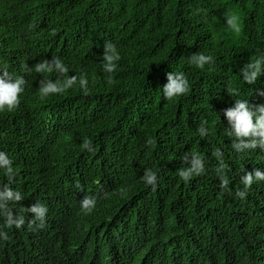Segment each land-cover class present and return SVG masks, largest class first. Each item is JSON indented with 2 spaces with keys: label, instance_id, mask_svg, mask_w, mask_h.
Instances as JSON below:
<instances>
[{
  "label": "trees",
  "instance_id": "16d2710c",
  "mask_svg": "<svg viewBox=\"0 0 264 264\" xmlns=\"http://www.w3.org/2000/svg\"><path fill=\"white\" fill-rule=\"evenodd\" d=\"M229 14L240 18L238 33L225 23ZM31 16L41 57L31 61L19 105L0 112V151L26 204L32 176L67 188L60 201L81 191L96 203L88 214L60 209L62 253L49 263L0 216L8 236L0 264H264V181L235 197L245 171H264V151H234L223 115L233 90L253 107L264 104V66L252 84L240 72L264 57V0H38ZM106 42L120 57L112 73L102 69ZM200 54L212 59L197 68L189 61ZM53 57L66 73L34 71ZM171 71L188 81L174 101L160 90ZM73 76L62 93L41 96L43 81L63 85ZM191 154L205 172L185 183L178 170ZM146 169L157 175L155 188L143 183Z\"/></svg>",
  "mask_w": 264,
  "mask_h": 264
},
{
  "label": "clouds",
  "instance_id": "9594fccd",
  "mask_svg": "<svg viewBox=\"0 0 264 264\" xmlns=\"http://www.w3.org/2000/svg\"><path fill=\"white\" fill-rule=\"evenodd\" d=\"M38 0H0V112L13 111L20 103L21 94L25 91V82L31 69V61L41 57L37 42L36 29L39 27L33 21L32 9ZM229 29L239 32L241 29L240 18L237 14H229L225 20ZM115 46L106 42L102 53V69L112 73L116 68L115 61L119 60ZM211 57L200 54L190 58V63L197 68H202L211 62ZM264 66V57H258L245 65L241 70L242 80L248 84L255 82L261 74ZM66 73L68 69L59 58L53 57L52 61L44 60L34 65V71ZM75 77H69L63 85L53 81H43L40 87L41 96L62 93L70 87ZM166 83L160 86L161 93L166 100L174 101L188 91V81L182 72L166 73ZM86 84L80 80L83 88ZM72 89H70L71 91ZM234 97L231 107L223 110V115L231 125V130L226 129L225 135L235 137L231 142L234 151L243 149H255L259 147L264 151V104L253 107L246 99H237L238 92L230 93ZM201 137L206 136L209 129L201 125L198 129ZM52 141V139L50 140ZM35 151H41V147L29 143ZM90 149V142L85 140L82 145ZM219 158V150L215 153ZM188 167L178 170L180 179L187 183L191 177L205 172L204 161L196 154H191ZM187 158V154L183 159ZM0 216L5 219L6 226L12 229L16 237L31 245L32 251L41 261L52 262L57 260L62 253L59 238V227L55 219L61 208H74L82 214H88L95 207V199L91 196H82V192L73 191L69 198L60 201L57 196L61 192H68L64 186H55L43 176H32L34 189L29 195L31 202L23 201V191L15 183L11 182L14 170L9 156L0 151ZM220 179V187L227 190L228 180L221 169H216ZM143 183L155 188L157 175L152 170L146 169L142 176ZM254 181H264V171L256 168L252 172L245 171L240 179L242 189L235 192V197L243 199ZM65 202L66 204H62ZM69 205L73 206L70 207ZM12 210L13 216L8 210ZM8 240L7 234L0 230V242ZM128 253L127 251H125ZM127 264H142L133 258Z\"/></svg>",
  "mask_w": 264,
  "mask_h": 264
}]
</instances>
